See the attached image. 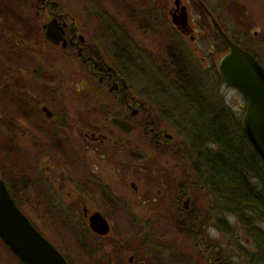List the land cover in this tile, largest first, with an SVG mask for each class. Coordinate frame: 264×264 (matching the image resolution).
Listing matches in <instances>:
<instances>
[{
    "label": "flooded vegetation",
    "instance_id": "flooded-vegetation-1",
    "mask_svg": "<svg viewBox=\"0 0 264 264\" xmlns=\"http://www.w3.org/2000/svg\"><path fill=\"white\" fill-rule=\"evenodd\" d=\"M151 1L154 14L145 15L146 10L141 7L146 2L150 5V1L122 0L120 3L111 0L110 4L103 5L104 0H92L91 36L78 24L71 10L57 0H0V43L4 41L10 48V51H3L4 46H0V96L10 97L12 112L8 148L16 155H38L33 164L73 163L72 181L63 173L57 177L59 173L53 167L45 178L40 173L41 178L37 180L39 174L35 179L29 176L32 179L27 181V188L48 200V213L60 214L74 229H89L90 235H83L85 241L109 236L115 225L110 210L124 211L133 203L128 181L122 177L130 170H135L136 179H143L144 168L147 169L144 175L151 186L150 199L159 203L154 206L158 213L151 218L167 217L169 209L178 230L180 217L194 214L191 208L194 187L208 186V176L199 169L202 161L193 160L189 146L184 149L177 144L175 125L179 119L175 114L177 101L172 97L178 92L190 105L198 104L201 84L194 82L187 73L192 63L183 50L187 45L180 41L179 48L183 51H178L177 55L175 41L184 37L196 44L199 37L206 38L194 29L192 3L200 4L201 16L206 15L211 20L212 16L201 0ZM146 17L153 18L159 26L171 24L181 33L169 36L171 33H167L166 28L167 34L155 36L159 42H172L169 50L168 45H159L156 51L149 53L141 46L140 36L110 34L113 26L137 23L145 28ZM97 25L103 27L105 34H95ZM50 26L53 28L51 35L48 34ZM215 47L211 43L210 51ZM145 57L148 60L144 62ZM148 69L156 73L161 82L154 83L152 94L146 95V88H140L131 78ZM190 86L195 94L188 89ZM191 96L194 101L188 99ZM20 140L25 145L21 146ZM170 157L172 163H161L164 158L168 162ZM92 158L99 159L95 165ZM158 159L159 163L152 165ZM173 161L178 162L179 167L182 164L185 171L186 179L178 187L172 186ZM192 166L200 180L193 181L188 171ZM0 179L16 201L15 188ZM155 187L157 190L153 193ZM130 188L133 196L140 191L135 181H131ZM211 196L216 199L212 191ZM64 198L70 199L69 202ZM73 206L81 215L72 210ZM104 208L108 215L103 212ZM96 213L104 216L110 225V232L104 237L91 230V218ZM189 229L197 255L199 249V255L204 256V249L209 247L207 239L200 236L202 230ZM146 231L149 233L143 237L147 239L143 240L142 247L153 237V231ZM118 236L113 243L114 249L122 250L125 243L121 240L122 234ZM215 255L209 252L208 264L220 261H216ZM202 260L196 258L197 262ZM183 261L178 264H184ZM120 262L124 263V259ZM134 263L137 264L136 256L131 255L128 264ZM157 263L168 264V260L163 256ZM224 263L230 264L229 261Z\"/></svg>",
    "mask_w": 264,
    "mask_h": 264
},
{
    "label": "rangeland",
    "instance_id": "rangeland-1",
    "mask_svg": "<svg viewBox=\"0 0 264 264\" xmlns=\"http://www.w3.org/2000/svg\"><path fill=\"white\" fill-rule=\"evenodd\" d=\"M60 3L66 5L76 18L78 24L82 28L86 29L88 34L92 36V26H90V18L92 17V0H57ZM134 2V0H125ZM150 5L152 4L151 0ZM205 5V8L210 12L218 25L224 30V32L232 39L237 40L244 49L252 52L258 60L264 65V0H201ZM122 2V0H117ZM103 5H108L111 0H104ZM147 2L141 8L146 10L145 15L154 14L152 5L150 6ZM194 29L199 31V34H204L206 38L199 37L198 43L194 44L189 38L184 37L176 38L175 44L177 55L178 51L186 52V57L191 60V65L187 67L188 75L193 78L194 82L201 84L199 87V94L206 102L207 108L211 107V111H215L216 116L222 117L221 119H228L229 121L238 122L243 121V118L247 109V102L245 97L236 89L230 87L220 75L219 65L223 56L229 53L228 45L220 38L214 29L213 20L206 15H203L201 6L192 3ZM201 19H200V18ZM152 23V24H150ZM154 23V24H153ZM145 28L139 26L136 23L133 25L126 26H113L110 29V34L113 35H137L141 37V46L149 52L153 53L159 47V45H168V50L171 42H159L157 35H163L171 33L169 36L181 35L176 29L168 24L166 26H159L155 23L153 18L145 19ZM139 27H141L139 29ZM167 28V33H166ZM94 32L97 35L105 34L103 27L97 25L94 28ZM173 34V35H172ZM186 43L187 47L179 48V42ZM1 41L0 46H4L3 51H10L8 43ZM214 43L215 49H209V45ZM227 46H226V45ZM218 46V47H217ZM148 60L145 57L144 62ZM154 67V66H153ZM193 75H192V74ZM178 78V74L174 75ZM131 78V77H130ZM131 81L134 84H139L140 88H146L145 94H152L153 84L161 82L158 75L151 72L149 69L143 74L133 75ZM201 88H203L201 90ZM10 97L5 95L0 96V177L6 180L7 184L11 188H15L14 194L18 196L16 200L34 225L38 228L42 234L53 242L60 251L67 256L71 264H128V260L131 255L136 256L137 264L144 262L146 264H158V259L165 256L168 260V264H178L182 259L184 264H208L206 259L209 257V252H215V256L218 257L217 263L212 264H225V261H229L230 264H252L249 259H246L249 255L256 251L254 243L246 236L242 227L236 217L227 215L229 225L232 227V233L229 236L224 235L222 231H219L217 226V219L225 212L223 211H212L215 208L212 200L214 197L211 196L210 186L194 187L193 202L191 208L194 214H190V217L181 216L180 221L184 220L182 225L180 224V230L177 229V222L170 218L171 212L168 209L167 217L162 218H151L153 215L158 213V210L154 206L159 203H154L150 199L151 186L146 183L145 173H143V179H136L135 170H130L122 177L128 181V190H130V200L133 202L130 206L126 207V210L121 211L118 208L110 210L111 219L115 222L114 230L111 234L103 239L91 238L89 241H85L82 234L76 233L74 227H70L69 224L65 223L60 214L54 212H47L46 203L48 202L45 197L39 194H34L30 189L27 188V181L29 176L36 178L40 173L43 178L46 177L49 168L56 167V173H59L57 177H61L62 173L67 180L72 181V169L73 163L70 161L68 164L58 163L54 165L53 162L37 163L38 155L36 154H20L16 155L11 152L8 148L9 137V117L12 114L10 111ZM155 98V95H154ZM172 99L175 100V114L179 121L175 125V132L177 135V144H180L184 148V143L187 140L190 142V134L193 128V123L197 121V114L199 111L197 106L189 104L181 97L178 92L174 93ZM179 100V101H178ZM158 106V104H157ZM159 107V106H158ZM64 107H62L63 110ZM20 144L25 145L23 140H20ZM251 146V145H250ZM191 147V146H190ZM182 148V147H181ZM246 151V146L243 147ZM190 155H193V160H198L195 150L188 148ZM9 151L11 153H9ZM144 155H152V153H143ZM141 154V155H143ZM251 154V153H250ZM153 155L158 153L153 152ZM94 165L99 160L98 158H92ZM159 159L154 161L159 163ZM172 163V157L169 158L168 162L166 158L161 161L164 163ZM178 163V162H177ZM176 161H173L174 168L172 170L173 187H178L179 184L185 181L184 167L182 164L177 166ZM38 165L39 168H36ZM91 165V163H90ZM143 167L148 165L143 164ZM111 169V168H110ZM38 170V173H37ZM193 176V181L200 180L199 176L194 169V166L188 170ZM36 178L40 179L41 175ZM113 175V173H112ZM55 178L52 177V179ZM55 180V179H53ZM131 181H135L138 184L140 191L137 195L132 194L130 188ZM72 184V183H71ZM202 184V182H201ZM200 184V185H201ZM203 185V184H202ZM157 188L155 187V191ZM71 194H73L71 192ZM70 194V195H71ZM70 195H67L68 197ZM66 202L70 199L64 198ZM213 207V208H212ZM210 208H212L210 210ZM155 209V210H153ZM72 210L77 211L76 207L73 206ZM107 215L106 208L103 209ZM163 212V211H162ZM166 213V212H164ZM227 213V212H226ZM78 215H81L77 211ZM188 219V220H187ZM80 220V219H79ZM192 222V229L196 231L202 230L200 236L205 237L209 244L208 250L204 256L199 255L200 250L198 249V255L196 246L193 240V233H190V226H186L184 222ZM264 229V223L261 224ZM179 227V226H178ZM153 231V237L142 247L144 243L143 239L149 232L146 230ZM122 234L121 240L125 243L124 249H114V240L119 238V234ZM230 234V233H229ZM82 236V237H81ZM81 238L80 241L78 238ZM129 250L126 247H129ZM133 249H137L135 253ZM183 255V257L181 256ZM203 259L201 262H197L196 258ZM124 259V263L120 262ZM222 262V263H221ZM0 264H23L17 259L13 253L8 249L3 242L0 240ZM135 264V263H134ZM180 264V263H179Z\"/></svg>",
    "mask_w": 264,
    "mask_h": 264
},
{
    "label": "trees",
    "instance_id": "trees-1",
    "mask_svg": "<svg viewBox=\"0 0 264 264\" xmlns=\"http://www.w3.org/2000/svg\"><path fill=\"white\" fill-rule=\"evenodd\" d=\"M188 89L195 94L192 86ZM188 99L195 100L193 96ZM202 101L198 96L199 114L193 123L190 142L185 141L184 149L191 146L203 163L199 169L204 176H208L207 185L216 196L212 200L215 205L213 210H225L215 226L229 236L232 227L226 214L236 217L256 248L246 259L252 264H264V229L261 226L264 223V162L250 146L241 121L236 123L227 118L221 119ZM183 221H180L181 225ZM184 224L192 227L190 221ZM75 230L78 234L90 235L87 228ZM78 239L83 241L80 237Z\"/></svg>",
    "mask_w": 264,
    "mask_h": 264
},
{
    "label": "water",
    "instance_id": "water-1",
    "mask_svg": "<svg viewBox=\"0 0 264 264\" xmlns=\"http://www.w3.org/2000/svg\"><path fill=\"white\" fill-rule=\"evenodd\" d=\"M214 29L229 47L220 61L223 80L246 99L247 110L243 131L254 151L264 162V65L249 51L235 43L213 19ZM52 26L50 32L53 34ZM187 207V204H186ZM91 230L104 236L110 225L96 213L91 218ZM0 240L23 264H70L66 256L26 216L0 179Z\"/></svg>",
    "mask_w": 264,
    "mask_h": 264
}]
</instances>
